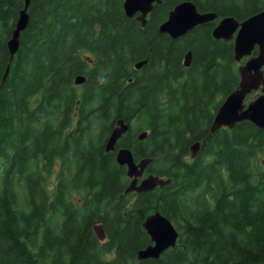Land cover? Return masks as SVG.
Here are the masks:
<instances>
[{"label": "trees", "instance_id": "obj_1", "mask_svg": "<svg viewBox=\"0 0 264 264\" xmlns=\"http://www.w3.org/2000/svg\"><path fill=\"white\" fill-rule=\"evenodd\" d=\"M180 1L154 4L144 27L125 15L124 0L31 1L0 85V264H264V129L242 121L209 134L239 82L233 42L214 39L217 20L176 39L160 33ZM188 1L240 21L264 8ZM22 6L0 0V81ZM120 118L129 128L116 149L150 158L146 173L168 184L123 194L126 167L104 148ZM154 211L174 224L177 244L138 260L150 243L142 222Z\"/></svg>", "mask_w": 264, "mask_h": 264}, {"label": "water", "instance_id": "obj_2", "mask_svg": "<svg viewBox=\"0 0 264 264\" xmlns=\"http://www.w3.org/2000/svg\"><path fill=\"white\" fill-rule=\"evenodd\" d=\"M32 0H23V6L19 10L18 18L10 39L7 41L8 60L5 71L2 75L0 85L6 79L12 62L20 45V35L26 29L29 22L28 8ZM162 0H124L123 9L127 17L135 16L142 26L146 25L147 15L152 11L154 4L161 3ZM218 15L214 12H200L192 1L184 0L176 3L168 12V16L162 22L158 31L167 33L172 38H178L193 29L196 25L212 21ZM215 39L225 41L233 40L234 60L240 62L245 56L252 54L257 46L258 53L250 56L243 64L238 66L240 76L237 87L223 98L219 104L212 122L209 126V134H213L220 128L232 129L236 123L247 120L257 128L264 129V8L247 17L243 21H238L233 16L221 18L212 30ZM191 60V52L184 56V64L188 66ZM148 62V57L135 63L136 69L141 68ZM85 81L83 75H77L74 79L76 85ZM261 87V93L252 99L248 104L244 100L253 90ZM129 126L120 118L116 121L105 141V151H114L115 160L119 165L126 167V175L130 178L128 186L123 194L136 192L142 193L162 187L170 182L169 179L154 174L143 176L150 158H142L135 161L132 152L128 148L116 149V142L126 133ZM147 131H142L137 138L144 140ZM200 142H195L190 146V157L194 158L198 153ZM142 227L150 238V243L137 251V259L158 258L165 250L176 245L178 231L174 224L159 211L146 216L142 222ZM93 231L99 240L106 238L104 228L101 223H94Z\"/></svg>", "mask_w": 264, "mask_h": 264}, {"label": "flooded vegetation", "instance_id": "obj_3", "mask_svg": "<svg viewBox=\"0 0 264 264\" xmlns=\"http://www.w3.org/2000/svg\"><path fill=\"white\" fill-rule=\"evenodd\" d=\"M255 53H256V52H255ZM255 53H254V54H255ZM245 60H246V59H243L242 62H244Z\"/></svg>", "mask_w": 264, "mask_h": 264}]
</instances>
